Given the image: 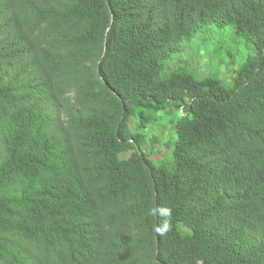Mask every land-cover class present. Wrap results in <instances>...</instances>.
I'll list each match as a JSON object with an SVG mask.
<instances>
[{"label":"trees","instance_id":"trees-1","mask_svg":"<svg viewBox=\"0 0 264 264\" xmlns=\"http://www.w3.org/2000/svg\"><path fill=\"white\" fill-rule=\"evenodd\" d=\"M211 26L230 82L166 72ZM0 264H264V0H0Z\"/></svg>","mask_w":264,"mask_h":264},{"label":"rangeland","instance_id":"rangeland-1","mask_svg":"<svg viewBox=\"0 0 264 264\" xmlns=\"http://www.w3.org/2000/svg\"><path fill=\"white\" fill-rule=\"evenodd\" d=\"M251 53V45L236 38L229 27L211 26L194 35L189 45L185 44L182 52L173 55L167 61L165 71L170 72L178 66H184L193 71L197 77L216 76L229 83L234 73ZM174 118L175 111L173 110L170 116L161 117L148 127V135L158 136L160 143L157 148L162 151V154L167 150L163 144L174 131L173 127L167 123ZM130 125L132 127L131 122ZM162 154H154L151 157L160 158Z\"/></svg>","mask_w":264,"mask_h":264},{"label":"clouds","instance_id":"clouds-1","mask_svg":"<svg viewBox=\"0 0 264 264\" xmlns=\"http://www.w3.org/2000/svg\"><path fill=\"white\" fill-rule=\"evenodd\" d=\"M150 214L163 218L161 223L155 225L154 230L160 236L166 235L172 228V208L169 206H158L151 209Z\"/></svg>","mask_w":264,"mask_h":264},{"label":"water","instance_id":"water-1","mask_svg":"<svg viewBox=\"0 0 264 264\" xmlns=\"http://www.w3.org/2000/svg\"><path fill=\"white\" fill-rule=\"evenodd\" d=\"M106 38L104 39V45H103V51H105L106 50ZM101 80L106 84V82L103 80V78H101ZM106 86L109 88V86L106 84ZM111 92L113 93V94H115V95H117L116 94V92L114 91V90H112L111 89ZM155 259H157V253L155 254Z\"/></svg>","mask_w":264,"mask_h":264}]
</instances>
